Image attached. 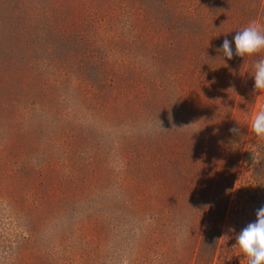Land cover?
Segmentation results:
<instances>
[{"label":"rangeland","instance_id":"rangeland-1","mask_svg":"<svg viewBox=\"0 0 264 264\" xmlns=\"http://www.w3.org/2000/svg\"><path fill=\"white\" fill-rule=\"evenodd\" d=\"M83 1L0 0V264H246L264 0Z\"/></svg>","mask_w":264,"mask_h":264},{"label":"clouds","instance_id":"clouds-1","mask_svg":"<svg viewBox=\"0 0 264 264\" xmlns=\"http://www.w3.org/2000/svg\"><path fill=\"white\" fill-rule=\"evenodd\" d=\"M217 51L221 52L223 57L228 60H231L234 55L247 57L264 51V25L251 21L242 30L235 33L232 41L224 39ZM252 67L254 69V91L264 90V58L256 60ZM251 128L258 137L264 139V110H259L254 114ZM231 131L234 134H239L238 128H233ZM255 216L256 219L249 222L235 236V245L233 246V248L239 249L246 264H264V206L256 209ZM230 231H234V229H230ZM223 238L227 237L222 236L220 239Z\"/></svg>","mask_w":264,"mask_h":264},{"label":"trees","instance_id":"trees-1","mask_svg":"<svg viewBox=\"0 0 264 264\" xmlns=\"http://www.w3.org/2000/svg\"><path fill=\"white\" fill-rule=\"evenodd\" d=\"M42 1L43 0H37V3H36V6L37 7H35V10L33 9L35 11V14L34 15H36V17H40V16H42V17H48V15H50V13H56V12H59L57 14L58 16L59 15H62V13H60L61 12L60 8L59 9H56V7L55 8L52 7L49 3H48V5H47V3L43 4ZM86 2H87V4H86ZM82 3L85 4V5H83V7L87 5L86 8L84 9L85 11H87V9L90 7V4L91 3H95V2L94 1L92 2V0H84ZM71 10H72V7L70 8V10L67 13H65L69 17L72 14ZM59 17H61V16H59ZM44 27H45V25H44ZM42 33H45V30H43ZM69 34L70 35H73V32H71ZM73 36H76V35H73Z\"/></svg>","mask_w":264,"mask_h":264}]
</instances>
